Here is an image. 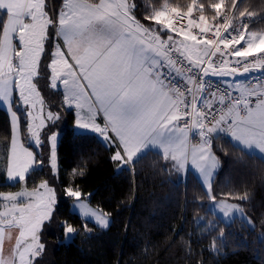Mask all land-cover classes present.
Returning a JSON list of instances; mask_svg holds the SVG:
<instances>
[{
	"label": "rangeland",
	"instance_id": "1",
	"mask_svg": "<svg viewBox=\"0 0 264 264\" xmlns=\"http://www.w3.org/2000/svg\"><path fill=\"white\" fill-rule=\"evenodd\" d=\"M176 2L150 4V28L135 17L130 0H2L1 9L8 13V19L0 49V87L4 89L0 108L7 112L12 127L5 169L7 180L23 183V187L19 192L0 193V258L11 264H33L42 256L46 247L42 229L62 202L57 146L61 131L71 124L72 114L76 132L97 136L117 147L124 158L129 150L142 154L154 148L163 152L171 181L186 182L193 173L207 192L208 209L218 219L227 224L241 219L254 226L240 202L215 198L214 181L222 164L213 147L195 144L190 130L179 124L187 129L179 132L173 120L152 124L146 119L148 100L159 101L167 95L159 75L168 56L167 46L174 44L175 50L196 63L209 50L207 42L193 33L182 35L185 48L182 39L170 30L175 23L171 14L205 16V8L213 17L218 13L210 5L222 3L231 10L238 4L237 16L251 13L255 20L250 28H262L261 32L249 30L245 44L249 47L247 54H251L264 49V26L257 23L264 17V0L254 5H248V0H236L235 4L234 0H212L206 7L202 0ZM97 9L112 22L85 24L82 17ZM262 95L257 104L264 102ZM246 114L241 123L229 129V140L264 160V120L259 118L257 105ZM77 121L95 125L100 131L79 127ZM125 128L136 135L129 138ZM214 134V142L216 137L220 142L227 138V133L219 134L215 128ZM23 150H27L24 164L18 167L16 157ZM48 157L52 179L39 188H27V176ZM36 193L43 196L38 211ZM70 210L102 230L112 224V217L87 197L77 200L71 196ZM105 220L107 224L102 226ZM68 227L73 229L71 225L65 227L60 242L73 241L75 231L67 232Z\"/></svg>",
	"mask_w": 264,
	"mask_h": 264
},
{
	"label": "trees",
	"instance_id": "2",
	"mask_svg": "<svg viewBox=\"0 0 264 264\" xmlns=\"http://www.w3.org/2000/svg\"><path fill=\"white\" fill-rule=\"evenodd\" d=\"M130 1L135 17L151 28L150 4L165 0ZM202 1L206 7L212 0ZM258 1L248 0V5ZM203 10L208 16L213 14ZM7 19L8 13L0 9V49ZM257 23L264 26V17ZM250 29L261 32L262 28ZM72 118L61 131L57 146L62 202L42 229L46 247L33 264H264L261 157L245 152L221 135L222 142L215 138L213 149L222 164L214 181L215 198L240 202L254 226L241 219L227 224L208 209L207 192L193 173L186 182L171 181L165 157L153 150L132 163L124 157L113 161L117 147L93 134L76 132ZM11 139L9 116L0 108V193L19 192L23 187V183L7 180L5 166ZM52 177L48 157L40 168L30 172L25 186L36 189ZM69 188L112 217L109 229L102 230L71 212V196L65 194ZM68 225L75 231L73 241L60 242Z\"/></svg>",
	"mask_w": 264,
	"mask_h": 264
},
{
	"label": "built area",
	"instance_id": "3",
	"mask_svg": "<svg viewBox=\"0 0 264 264\" xmlns=\"http://www.w3.org/2000/svg\"><path fill=\"white\" fill-rule=\"evenodd\" d=\"M237 7H224L213 17L171 14L175 23L170 30L182 39L185 48L182 35L188 33L209 46L202 61L196 63L169 44L159 73L164 87L176 98L179 124L190 130L197 145L213 147L214 128H231L236 112L255 106L264 89V49L247 54L245 44L255 19L252 15L237 16ZM241 52L244 55H236Z\"/></svg>",
	"mask_w": 264,
	"mask_h": 264
},
{
	"label": "crops",
	"instance_id": "4",
	"mask_svg": "<svg viewBox=\"0 0 264 264\" xmlns=\"http://www.w3.org/2000/svg\"><path fill=\"white\" fill-rule=\"evenodd\" d=\"M13 1H15V0H12V2ZM3 6H4V3H2V0H0V9ZM148 81L151 83L152 82V77H151V80L148 79ZM165 90H166V88H165ZM166 91H165V94H167V95H164V98L161 97L159 101H152L151 99L148 100L146 123L147 122L152 123V124L165 123L166 121H172L173 120V121H175V128L179 132H182L183 129L187 130V129L179 126L178 113H177V110H176L177 101H176L175 96L172 93H170L169 91H167L168 93ZM263 92H264V89L259 93L258 100H259V97L262 95ZM262 96L264 97V94ZM252 107H254V106H247V107H244L243 109L237 111L236 112L237 119H236V116H235V118L233 119L234 120V124H233L232 127H234L237 124L241 123L245 119V117L247 116L246 113L248 112V110L252 109ZM229 129L230 128H226L223 125H218V126L215 127V130L219 134H224V133L226 134L227 133V135L226 136L224 135V136L227 137L228 139H230L229 136H228ZM222 131H224V132H222ZM188 135H189V132H188ZM235 146H238V145L235 144ZM172 148H174V147H172ZM189 148L191 149L192 147L189 145ZM150 150L151 151L152 150L153 151H157V152L161 153L163 156L165 155L163 152L155 150L154 148H148V151H150ZM142 151L144 152V150H142ZM130 154H131V158H129ZM142 154H144V153H142ZM142 154L140 152H135L133 150L127 151L125 153V158H126L127 163H132L133 160L137 159ZM16 245H18V243H16ZM17 251H18V249H17ZM18 257H19V254H18ZM0 264H11V263H8L6 258H0Z\"/></svg>",
	"mask_w": 264,
	"mask_h": 264
},
{
	"label": "snow or ice",
	"instance_id": "5",
	"mask_svg": "<svg viewBox=\"0 0 264 264\" xmlns=\"http://www.w3.org/2000/svg\"><path fill=\"white\" fill-rule=\"evenodd\" d=\"M236 0H234V4H235ZM210 7L216 11L218 14L219 13H222L223 11V8H224V5L221 3V4H215V5H210ZM203 8V5H201V9ZM112 15H115V13H112ZM242 17L245 15L244 12H241L240 14ZM249 15H251V13H249ZM83 21L85 24H93L95 22H100V23H105V24H108V23H111L112 21L108 20V16L105 12H102L100 11L99 9L97 10H93L91 12H89L87 15H85L84 17H82ZM159 22V21H157ZM242 43V41H241ZM236 55H244V53H236ZM65 84L68 83V81H64ZM52 87L55 88L56 87V84L53 83L52 84ZM4 91L3 87H0V93H2ZM262 106H264V102H259L257 104V109H258V114H259V118L261 120H264V108H262ZM77 125L79 127H84V128H94V130L96 131H100V129L98 127H96L95 125H92V124H80L79 121H77ZM124 134L129 136V138H132L133 136L136 135V132L130 128H125L124 129ZM38 135V134H37ZM56 139L55 135L51 137V140L54 142ZM27 150H23L21 151V155L16 157V162H17V166H22L24 164V152H26ZM53 158H55V145L53 143ZM129 158H131V154L129 155ZM122 159V156L121 154L116 151L113 156H112V160L113 161H119ZM53 167L55 168V163H53ZM21 179L23 180L24 177L21 176ZM53 194H54V190H52ZM66 195L68 196H72L74 198H76L77 200H79L81 198V195L82 193L78 192V191H74L73 189L69 188L66 190ZM36 198H37V205H36V210L38 211L39 208H40V204H39V201H41L43 199V196L42 194L40 193H36ZM57 202V201H56ZM97 219H99V217H97ZM107 224V221H102V226H106ZM67 232H72L73 229L71 227H68L66 229Z\"/></svg>",
	"mask_w": 264,
	"mask_h": 264
}]
</instances>
